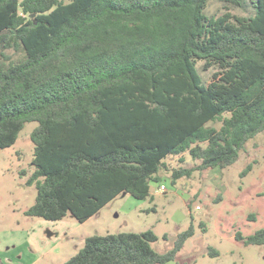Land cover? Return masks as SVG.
Segmentation results:
<instances>
[{"label": "trees", "instance_id": "1", "mask_svg": "<svg viewBox=\"0 0 264 264\" xmlns=\"http://www.w3.org/2000/svg\"><path fill=\"white\" fill-rule=\"evenodd\" d=\"M210 1L0 0V52H24L0 64V150L37 123L28 216L84 223L121 194L153 200L168 157L226 169L264 132V0L247 17L208 16ZM194 232L165 253L152 230L91 236L65 264H168ZM236 239L263 246L264 229Z\"/></svg>", "mask_w": 264, "mask_h": 264}, {"label": "rangeland", "instance_id": "2", "mask_svg": "<svg viewBox=\"0 0 264 264\" xmlns=\"http://www.w3.org/2000/svg\"><path fill=\"white\" fill-rule=\"evenodd\" d=\"M244 1L243 8H236L211 0L206 14L253 15V0ZM23 57V51L5 50L0 52V64ZM203 64L199 62L197 67L207 82L216 69L203 71ZM208 126L220 128L221 122ZM35 127L36 122L27 123L16 143L0 150V264H65L88 237L147 230L158 236L152 247L165 253L191 225L194 236L168 264H264V245H245L236 239L238 233L247 238L264 229V132L250 140L238 160L226 169L201 170V161L189 152L170 156L158 173L159 182L151 183L153 200L121 194L80 223L71 214L58 221L26 214L37 195L35 185L28 184L35 171L31 141ZM249 164L252 170L242 176ZM179 169L194 171L173 184L172 172ZM162 184L164 192L159 191ZM211 248L219 256H211Z\"/></svg>", "mask_w": 264, "mask_h": 264}, {"label": "built area", "instance_id": "3", "mask_svg": "<svg viewBox=\"0 0 264 264\" xmlns=\"http://www.w3.org/2000/svg\"><path fill=\"white\" fill-rule=\"evenodd\" d=\"M159 191H161V192L166 191V187H165L164 184H162V185L159 186ZM197 208L199 209L200 207H197Z\"/></svg>", "mask_w": 264, "mask_h": 264}, {"label": "crops", "instance_id": "4", "mask_svg": "<svg viewBox=\"0 0 264 264\" xmlns=\"http://www.w3.org/2000/svg\"><path fill=\"white\" fill-rule=\"evenodd\" d=\"M152 191V190H151ZM124 194H126V193H124ZM126 195H129V194H126Z\"/></svg>", "mask_w": 264, "mask_h": 264}]
</instances>
